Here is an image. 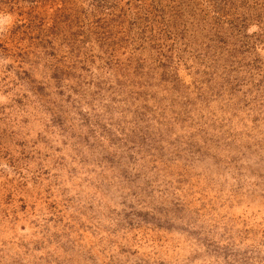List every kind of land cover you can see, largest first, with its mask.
I'll return each mask as SVG.
<instances>
[{"label": "rangeland", "instance_id": "374dc122", "mask_svg": "<svg viewBox=\"0 0 264 264\" xmlns=\"http://www.w3.org/2000/svg\"><path fill=\"white\" fill-rule=\"evenodd\" d=\"M0 264H264V0H0Z\"/></svg>", "mask_w": 264, "mask_h": 264}]
</instances>
